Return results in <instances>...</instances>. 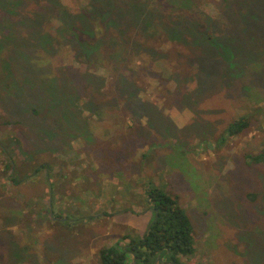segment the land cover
I'll list each match as a JSON object with an SVG mask.
<instances>
[{
    "label": "rangeland",
    "instance_id": "obj_1",
    "mask_svg": "<svg viewBox=\"0 0 264 264\" xmlns=\"http://www.w3.org/2000/svg\"><path fill=\"white\" fill-rule=\"evenodd\" d=\"M261 153L264 0H0V264H101L149 183L192 222L180 264H264Z\"/></svg>",
    "mask_w": 264,
    "mask_h": 264
},
{
    "label": "trees",
    "instance_id": "obj_2",
    "mask_svg": "<svg viewBox=\"0 0 264 264\" xmlns=\"http://www.w3.org/2000/svg\"><path fill=\"white\" fill-rule=\"evenodd\" d=\"M250 123L249 115L233 120L228 127L229 135L237 136ZM263 158L264 153L254 157L258 161ZM11 180L15 179L12 177ZM146 196L154 218L145 233L136 238L126 234L124 238H129L128 242L118 241L103 247L99 251L101 264H180L183 256L195 252L194 228L178 198L151 183L146 189Z\"/></svg>",
    "mask_w": 264,
    "mask_h": 264
}]
</instances>
